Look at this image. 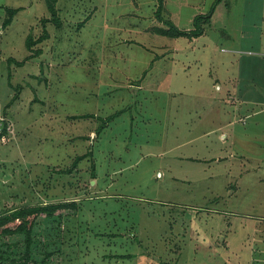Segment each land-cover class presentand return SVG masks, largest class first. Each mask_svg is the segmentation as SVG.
I'll list each match as a JSON object with an SVG mask.
<instances>
[{
    "label": "rangeland",
    "instance_id": "rangeland-1",
    "mask_svg": "<svg viewBox=\"0 0 264 264\" xmlns=\"http://www.w3.org/2000/svg\"><path fill=\"white\" fill-rule=\"evenodd\" d=\"M213 2L164 0L163 16L190 30ZM1 5L21 10L2 28L0 7V211L78 205L36 219L33 262L58 227L46 264H264V0H222L195 38L157 34L156 0H58L60 28L46 24L23 66L49 13L44 0ZM8 58L22 88L4 116Z\"/></svg>",
    "mask_w": 264,
    "mask_h": 264
},
{
    "label": "trees",
    "instance_id": "trees-1",
    "mask_svg": "<svg viewBox=\"0 0 264 264\" xmlns=\"http://www.w3.org/2000/svg\"><path fill=\"white\" fill-rule=\"evenodd\" d=\"M222 0H214L211 8L207 13L204 14H198L193 17L192 25L193 29L190 30H183L179 29L171 19L164 18L163 11H164V0H156V7L154 11L155 17L158 19L160 23H162V26H159L155 28V32L162 36L167 37H189V38H195L204 33L203 25L208 22V20L211 18L214 9L218 3H220ZM46 9L49 13V16L41 18V25H42V32L41 34L34 38L31 34H29L26 38L25 45L27 46V49L31 52L26 58H24L20 62H13L11 58L7 59L8 64V84L12 89H15V93L11 97L10 101L5 104L2 113L4 116L7 114V108H9L12 103L18 98V94L20 93V89L22 88L20 84H17L16 86L13 85L10 81L11 79V72H10V66L13 63L16 64V66H23L26 60L31 59L33 57H36L42 53L41 48H33L34 46L42 43L43 41L47 40L50 35L49 31L46 28L47 23H51L56 28H60L61 26V17H60V9L58 7V0H44ZM4 8L5 10V17L3 19L2 28H7L12 20L13 17L19 12L20 7H8V6H0ZM88 19L86 17L85 21ZM84 21V22H85ZM119 112L110 115L102 120L101 124H99L98 127H96V132L100 133V130L105 126V121L109 122L112 119H114L115 115L117 116ZM90 114H81L78 116H75V118H89ZM6 121L3 120V126L0 130V141L1 138L4 137V135L7 132V123H4ZM90 139V138H89ZM90 155V152H86L82 155H77L73 162L71 167H74L77 165L78 162H80L84 158H88ZM90 174L92 178H95V166L93 162V158L90 157ZM68 172L70 171V168L67 169ZM78 205L76 201H59V202H46V203H36V204H28L19 206L13 209H3L0 211V237L2 236H14V235H22L24 237V240L22 242V248L18 249L15 252H10L8 249V246L6 244H0V264H38L33 262L32 258V241H33V235H34V227L36 224V219L39 216H44L47 218L55 217L57 215L62 214L61 212L64 210H75L77 211ZM61 238L59 236V229L58 227H55L48 231V233L45 235V250L43 251V257L41 258V264H46L47 260L52 258L55 254H58L60 252L61 248ZM84 244L80 245V252H79V261L82 260L84 263V254L82 253V249ZM112 256V255H111ZM124 258L123 256H121ZM126 258H129V255L126 256ZM86 264V263H84Z\"/></svg>",
    "mask_w": 264,
    "mask_h": 264
},
{
    "label": "crops",
    "instance_id": "crops-1",
    "mask_svg": "<svg viewBox=\"0 0 264 264\" xmlns=\"http://www.w3.org/2000/svg\"><path fill=\"white\" fill-rule=\"evenodd\" d=\"M242 54H253V53H251L250 52V50H248V51H244ZM231 84H232V89L231 90H228L227 91V94L228 95H233V96H235V94H233L234 93V91H235V88H233V86L235 85L234 84V81H231L230 82ZM237 89V88H236ZM242 94H243V92H242ZM238 96H236V98H237ZM251 99H257V100H259L258 98H256L255 96H244V95H241L240 97H239V100L240 101H242V100H251ZM240 101H238L237 102V100H235V102H236V104H238ZM90 137V136H89Z\"/></svg>",
    "mask_w": 264,
    "mask_h": 264
}]
</instances>
